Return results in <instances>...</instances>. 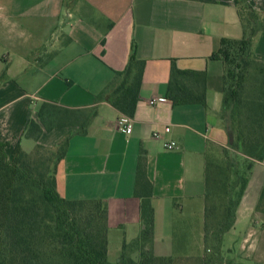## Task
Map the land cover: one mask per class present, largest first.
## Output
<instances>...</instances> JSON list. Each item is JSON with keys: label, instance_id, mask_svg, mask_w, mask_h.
Masks as SVG:
<instances>
[{"label": "crops", "instance_id": "0c3cea01", "mask_svg": "<svg viewBox=\"0 0 264 264\" xmlns=\"http://www.w3.org/2000/svg\"><path fill=\"white\" fill-rule=\"evenodd\" d=\"M245 2L264 17V0ZM243 36L237 0H0V76L8 75L0 88V141L9 144V156L22 146L43 102L94 109L85 133L79 123L44 131L39 140L52 149L68 139L56 174L59 195L105 202L109 260L117 262L123 244L144 229L135 195L142 166L153 186L155 255L204 253L207 156L230 144L222 116L224 65L212 57L223 39ZM132 56L146 65L130 118L133 131L126 135L116 126L123 115L96 96ZM254 58L264 63V32L254 41ZM173 66L206 74L205 105H177L168 98ZM169 141L177 143L174 151L165 149ZM254 168L259 179L250 182L231 232L252 222L246 233L254 228L251 248L264 263V216L256 212L264 163Z\"/></svg>", "mask_w": 264, "mask_h": 264}, {"label": "trees", "instance_id": "16d2710c", "mask_svg": "<svg viewBox=\"0 0 264 264\" xmlns=\"http://www.w3.org/2000/svg\"><path fill=\"white\" fill-rule=\"evenodd\" d=\"M237 5L244 36L223 39L212 57L224 65L222 116L229 124L233 145L207 156L204 253L155 255L153 186L140 166L135 195L141 200L144 229L136 240L123 244L119 260L112 263L105 202L67 200L57 191V168L67 154L68 139L52 149L39 144L44 131L82 123L80 133H85L95 110L43 102L38 121L30 120L24 132L25 139L36 143L32 152H25L19 142L9 156V144L0 141V264H239L226 259L222 248L225 235L235 227L251 169L256 162L264 163V63L254 58V41L264 32V17L245 0H237ZM145 65L132 56L126 69L116 72L96 96V102L108 100L132 119L140 101ZM7 80L4 71L0 88ZM167 96L177 105H205L206 74L173 66ZM256 212L264 216V187Z\"/></svg>", "mask_w": 264, "mask_h": 264}, {"label": "rangeland", "instance_id": "374dc122", "mask_svg": "<svg viewBox=\"0 0 264 264\" xmlns=\"http://www.w3.org/2000/svg\"><path fill=\"white\" fill-rule=\"evenodd\" d=\"M23 143L24 144L21 147L27 153L32 152L36 147V143L33 140L25 139ZM254 167L255 165L252 167L250 175H249L248 186L250 185L251 181H254L256 183V181L259 179V173L256 170L257 168H254ZM250 227H253L252 222H249L246 225H244L243 228H241V231L234 230L225 235L224 240H223L222 251H223V256L226 259L235 260V262L239 264L262 263V262L257 261L256 256L253 252L254 250L251 248L253 244L252 241H254V237L256 236L254 228L252 229V231L250 232L248 231L249 233L248 232L246 233V230ZM243 235L245 239L244 242L242 239ZM241 245H242V249H241ZM175 254H177L175 255L176 257H180V256H200L203 253H175ZM246 254L248 255L250 254V257H246L245 256ZM110 260L111 262H116V259L114 260L113 257Z\"/></svg>", "mask_w": 264, "mask_h": 264}, {"label": "built area", "instance_id": "2783aa9c", "mask_svg": "<svg viewBox=\"0 0 264 264\" xmlns=\"http://www.w3.org/2000/svg\"><path fill=\"white\" fill-rule=\"evenodd\" d=\"M158 102L157 99L150 101V105H155ZM117 129L124 132L126 135H130L133 131L132 120L126 116H121L116 123ZM171 129L167 127L165 129L166 133H170ZM154 138L157 140H162L163 137L160 133H155ZM164 147L167 151H174L177 148V143L174 141H169L164 143Z\"/></svg>", "mask_w": 264, "mask_h": 264}, {"label": "water", "instance_id": "95a60500", "mask_svg": "<svg viewBox=\"0 0 264 264\" xmlns=\"http://www.w3.org/2000/svg\"><path fill=\"white\" fill-rule=\"evenodd\" d=\"M227 133L229 135L230 145H233V137L229 126L227 127Z\"/></svg>", "mask_w": 264, "mask_h": 264}]
</instances>
